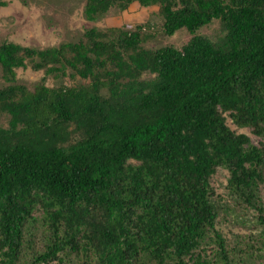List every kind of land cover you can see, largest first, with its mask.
I'll return each instance as SVG.
<instances>
[{
  "label": "trees",
  "instance_id": "obj_1",
  "mask_svg": "<svg viewBox=\"0 0 264 264\" xmlns=\"http://www.w3.org/2000/svg\"><path fill=\"white\" fill-rule=\"evenodd\" d=\"M77 1L88 22L133 2L156 21L0 42V264H264V0ZM28 65L43 71L32 87L16 78ZM218 168L257 211L260 232L234 247Z\"/></svg>",
  "mask_w": 264,
  "mask_h": 264
},
{
  "label": "rangeland",
  "instance_id": "obj_2",
  "mask_svg": "<svg viewBox=\"0 0 264 264\" xmlns=\"http://www.w3.org/2000/svg\"><path fill=\"white\" fill-rule=\"evenodd\" d=\"M83 2L77 0H26L22 3L17 0H8L7 6L0 8V42L9 41L23 47L45 48L58 45L61 42L76 40L80 34L89 27L100 29L124 24L134 25L145 22L154 16L157 6L142 7L137 2L131 3L123 11L108 13L98 21L88 22L83 15ZM156 21V16H154ZM217 23L200 30L205 36L213 37L217 30ZM159 37V39H158ZM189 34L186 31L172 40H166L162 34H158L147 42L146 46H160L162 44H175L179 46L186 41ZM16 78L18 82L25 83L29 87L38 82L43 76V71H33L28 65L25 69L18 68ZM60 80V79H59ZM69 83L71 79L63 78L61 81L46 78L49 86L58 85L61 82ZM0 70V86L3 84ZM227 124L237 133H245L253 144H258L260 137L251 133L249 128H239L227 117ZM227 170L218 168L210 178V184L215 190L214 200L220 203L217 228L224 235L230 246L234 247L247 239L249 234H258L260 229L256 224V210L244 206L243 202L237 203L226 188ZM218 196V200L215 198ZM258 196L264 207V182L260 183ZM215 201V203H216ZM228 208V212L225 207ZM247 264V263H246ZM248 264H255L248 260Z\"/></svg>",
  "mask_w": 264,
  "mask_h": 264
}]
</instances>
